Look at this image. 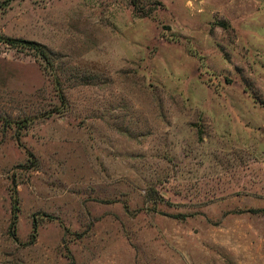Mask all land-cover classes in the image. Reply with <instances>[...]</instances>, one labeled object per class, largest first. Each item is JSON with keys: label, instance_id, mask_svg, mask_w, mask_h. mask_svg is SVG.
I'll return each mask as SVG.
<instances>
[{"label": "rangeland", "instance_id": "obj_1", "mask_svg": "<svg viewBox=\"0 0 264 264\" xmlns=\"http://www.w3.org/2000/svg\"><path fill=\"white\" fill-rule=\"evenodd\" d=\"M263 149L264 0H0V264H264Z\"/></svg>", "mask_w": 264, "mask_h": 264}, {"label": "trees", "instance_id": "obj_2", "mask_svg": "<svg viewBox=\"0 0 264 264\" xmlns=\"http://www.w3.org/2000/svg\"><path fill=\"white\" fill-rule=\"evenodd\" d=\"M3 42L13 48L26 49V50L32 51L36 57H39L42 60H47L46 50L43 46L39 44H36L31 41L20 40V39H3ZM11 197H12V208H11L10 228L12 230V233H11L12 235L14 232V225H15L16 214H17V202H16L14 193L11 195Z\"/></svg>", "mask_w": 264, "mask_h": 264}, {"label": "built area", "instance_id": "obj_3", "mask_svg": "<svg viewBox=\"0 0 264 264\" xmlns=\"http://www.w3.org/2000/svg\"><path fill=\"white\" fill-rule=\"evenodd\" d=\"M263 156H264V149H263Z\"/></svg>", "mask_w": 264, "mask_h": 264}]
</instances>
